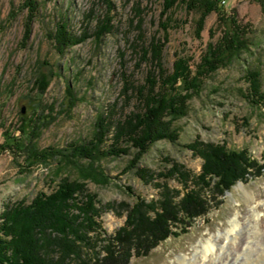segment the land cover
Returning a JSON list of instances; mask_svg holds the SVG:
<instances>
[{
    "label": "rangeland",
    "instance_id": "374dc122",
    "mask_svg": "<svg viewBox=\"0 0 264 264\" xmlns=\"http://www.w3.org/2000/svg\"><path fill=\"white\" fill-rule=\"evenodd\" d=\"M220 1L224 16L234 15L253 40L250 53L206 79L188 115L175 123L177 143H155L135 166L137 150L121 144L130 147L129 154L102 157L92 165L102 168L110 182L88 181L87 189L98 195L100 232L109 239L125 224L121 207L138 197L150 202L160 195L154 182L138 176V169L159 174L175 162L194 175L201 172L203 160L186 147L196 140L248 150L261 173L238 182L218 204L211 201L209 213L187 233L170 237L148 256L133 257L130 264H264V104L253 105L247 98L244 77L248 69L258 68L264 91V0ZM162 10L160 0H0V224L8 206L50 194L62 179H79L76 166L90 169V160L76 157L72 149L94 140L100 117L116 122L138 110V93L129 91L127 98L124 87L126 82L143 86L149 72L158 71L142 47L153 36L163 37L161 22L170 24L163 52L169 72L180 56L191 57L195 69L208 44L223 32L216 13L198 36L199 14L181 4L164 16ZM30 118L37 126L35 146L61 150L63 156L24 168L22 157L1 146L6 134L19 138L22 119ZM110 145L112 134L103 149ZM168 184L181 188L178 179Z\"/></svg>",
    "mask_w": 264,
    "mask_h": 264
},
{
    "label": "trees",
    "instance_id": "16d2710c",
    "mask_svg": "<svg viewBox=\"0 0 264 264\" xmlns=\"http://www.w3.org/2000/svg\"><path fill=\"white\" fill-rule=\"evenodd\" d=\"M160 1L163 3L162 16L179 4L187 12L199 14L198 36L208 16L218 14L224 26L220 38L208 44L195 69L191 57L180 56L169 72L163 66V52L169 42L170 24L160 23L163 37L153 36L149 45L142 47L144 58L148 57L158 71H150L143 86L135 87L126 82L124 87L123 94L127 98L129 91L138 93V110L116 122L100 117L94 140L73 147V155L90 160L89 170L76 166L79 179H62L52 193H40L30 203L7 207L0 224V264H130L133 257L148 256L170 237L187 233L198 218L209 213L211 201L216 205L215 201L238 182L251 175H260L262 168L248 150L196 140L186 147L203 160L201 172L194 175L175 162L159 174L138 169L142 180L155 183L160 190L159 197L150 202L138 197L133 205L121 207L126 212L124 226L113 238L102 237L98 222L102 215L100 202L98 195L88 191L87 182L107 184L110 177L102 168L94 169L92 165L102 157L129 154L130 147H121L123 143L137 150L132 161L134 166L155 143L163 140L177 143L180 130L175 123L188 115L190 101L202 92L206 79L250 53L254 44L234 15L224 16L220 0ZM244 77L248 84L247 98L253 105L264 104L261 71L248 69ZM22 121L24 128H19V138L6 134L2 150L8 149L22 157L24 168L48 165L58 155L63 156L61 150H41L35 146L37 126L32 125L31 118ZM108 134H112V145L104 150ZM64 158L67 163L71 162L69 156L64 155ZM156 177L162 182L156 183ZM173 178L178 179L181 188H171L168 183ZM100 245L102 249L98 251Z\"/></svg>",
    "mask_w": 264,
    "mask_h": 264
},
{
    "label": "built area",
    "instance_id": "2783aa9c",
    "mask_svg": "<svg viewBox=\"0 0 264 264\" xmlns=\"http://www.w3.org/2000/svg\"><path fill=\"white\" fill-rule=\"evenodd\" d=\"M226 2V0H222V3H225Z\"/></svg>",
    "mask_w": 264,
    "mask_h": 264
},
{
    "label": "bare ground",
    "instance_id": "6f19581e",
    "mask_svg": "<svg viewBox=\"0 0 264 264\" xmlns=\"http://www.w3.org/2000/svg\"><path fill=\"white\" fill-rule=\"evenodd\" d=\"M233 223V222H232Z\"/></svg>",
    "mask_w": 264,
    "mask_h": 264
}]
</instances>
